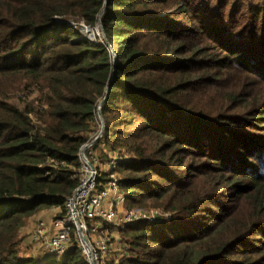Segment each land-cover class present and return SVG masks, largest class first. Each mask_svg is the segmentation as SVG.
<instances>
[{"label": "trees", "instance_id": "trees-1", "mask_svg": "<svg viewBox=\"0 0 264 264\" xmlns=\"http://www.w3.org/2000/svg\"><path fill=\"white\" fill-rule=\"evenodd\" d=\"M102 100L124 209L170 215L109 264H264V0H0V264H88L21 230L76 189Z\"/></svg>", "mask_w": 264, "mask_h": 264}, {"label": "built area", "instance_id": "built-area-1", "mask_svg": "<svg viewBox=\"0 0 264 264\" xmlns=\"http://www.w3.org/2000/svg\"><path fill=\"white\" fill-rule=\"evenodd\" d=\"M67 24L77 28L73 22ZM94 129L97 133L92 142L84 144L78 153L80 166L72 174V179L78 182L76 189L66 198L63 208L53 218L51 228L45 220L39 219L31 233V241L39 246L41 254L45 257L64 255L75 245L88 264H109L112 240L107 233H103L104 236L97 235L102 231L104 224L109 227L106 231H120L124 226L135 222H154L170 218L168 213L160 209H137L124 213L118 211V206L124 203L125 198L119 187L117 173L122 158L117 153L108 154L107 160L102 163L96 154L97 151L91 149L101 129L98 117ZM47 163L53 168L64 166L63 162L52 159H47ZM100 166L105 168L106 176V181L101 183L98 182L103 176L98 171ZM89 220L95 221L93 227L88 226ZM72 235L74 241H71ZM119 238L121 240V237ZM126 248V244H123L120 256Z\"/></svg>", "mask_w": 264, "mask_h": 264}, {"label": "crops", "instance_id": "crops-1", "mask_svg": "<svg viewBox=\"0 0 264 264\" xmlns=\"http://www.w3.org/2000/svg\"><path fill=\"white\" fill-rule=\"evenodd\" d=\"M119 208L122 209V212L119 211ZM60 210L61 209L59 207H52V208H49L46 210H42L38 214L34 215L27 222V224L22 228L21 235H22L23 239H22V243H21V247H20V252L23 256L29 257V258H37V259H41V260L46 258L45 256H43L41 254L39 246L31 241V233L34 230L35 223L39 219L45 220L47 226L49 228H51V222H52L53 218H55V215H57ZM118 211L120 213L126 212V210L124 209V203L120 204L118 206ZM103 233H107L112 240L111 251L109 254V260L110 261L116 260L117 258H119L120 253H122V251H120V249L123 246V244H125V242H124L123 238L120 236V234L118 235V233H119L118 230L110 229L109 231H106V224H104V226L102 227V231H100L97 235L98 236H104L105 234H103ZM119 237H121V240Z\"/></svg>", "mask_w": 264, "mask_h": 264}, {"label": "water", "instance_id": "water-1", "mask_svg": "<svg viewBox=\"0 0 264 264\" xmlns=\"http://www.w3.org/2000/svg\"><path fill=\"white\" fill-rule=\"evenodd\" d=\"M102 13V12H101ZM101 15V14H100ZM100 15H99V18H100ZM98 18V21H97V23H96V25H95V27L94 28H89L88 26H85L84 24H80L79 25V32L81 33V35L84 37V38H86V39H88V40H90V41H94L95 40V35H94V31L93 30H96V34H97V36H99L100 35V37H101V40L102 41H105V37H104V33H103V31H102V27H101V23H100V19ZM67 24V23H66ZM83 29H89V30H91L92 31V34L90 35V36H84L83 34H82V30ZM112 57H113V60H114V53L112 52ZM107 90H108V88H107ZM103 101L104 100H102L100 103H99V105H98V107H97V112H96V114H97V117H98V119H99V121H100V123H101V129H100V132H99V134H98V136L96 137V141L97 140H99L100 139V137H101V135H102V132H103V128H104V123H103V118H102V115H101V106H102V103H103ZM94 140V141H95ZM84 148H86V147H84Z\"/></svg>", "mask_w": 264, "mask_h": 264}, {"label": "rangeland", "instance_id": "rangeland-1", "mask_svg": "<svg viewBox=\"0 0 264 264\" xmlns=\"http://www.w3.org/2000/svg\"><path fill=\"white\" fill-rule=\"evenodd\" d=\"M65 23H68V22H65ZM94 31V35H95V38L96 37H99V36H97V34H96V30H93ZM82 34L84 35V36H90L91 34H92V31L91 30H89V29H87V30H82ZM83 37V36H82ZM21 96V95H20ZM34 98V96H31V97H29L28 99L29 100H31V99H33ZM39 109H41V108H39ZM93 151H95V150H93ZM99 151V150H98ZM98 151H97V156L99 157V158H101L98 154ZM88 153V152H87ZM86 153V154H87ZM107 160V159H106ZM106 160H104V161H106ZM104 161H102V163H104ZM98 171H99V173L101 174V175H103V176H105V168L103 167V166H100L99 168H98ZM119 211H121L122 212V209L121 208H119ZM87 224H88V226L89 227H93L94 225H95V221L94 220H89L88 222H87ZM106 228L107 229H109V227H108V225H106ZM71 241H74V236L72 235V237H71ZM120 257V256H119ZM118 259V258H117ZM111 262V261H110Z\"/></svg>", "mask_w": 264, "mask_h": 264}, {"label": "bare ground", "instance_id": "bare-ground-1", "mask_svg": "<svg viewBox=\"0 0 264 264\" xmlns=\"http://www.w3.org/2000/svg\"><path fill=\"white\" fill-rule=\"evenodd\" d=\"M83 30H85V29H83ZM87 30V29H86Z\"/></svg>", "mask_w": 264, "mask_h": 264}]
</instances>
